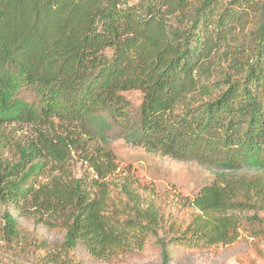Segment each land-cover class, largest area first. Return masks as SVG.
Masks as SVG:
<instances>
[{
    "label": "trees",
    "instance_id": "16d2710c",
    "mask_svg": "<svg viewBox=\"0 0 264 264\" xmlns=\"http://www.w3.org/2000/svg\"><path fill=\"white\" fill-rule=\"evenodd\" d=\"M217 1L0 0V129L52 130L63 121L85 129L105 151L88 159L96 180L51 177L34 186L32 177L73 142L38 134L37 143L13 144L11 160L0 136V203L62 217L59 248L66 257L81 243L94 260L110 261L142 252L155 239L161 264H168L172 243L231 245L241 224L234 214L264 212V175H216L192 199L178 198L179 210L188 211L183 218L166 216L130 169L118 184L107 177L115 170L103 134L108 120L126 143L149 153L222 171L264 170V0H230L239 12L214 17ZM245 7L259 13L248 60L238 63L245 73L227 78L223 88L210 82L207 61L229 35V15L238 18ZM133 90L143 95L136 122L122 95ZM3 221L10 244L19 226L8 212Z\"/></svg>",
    "mask_w": 264,
    "mask_h": 264
},
{
    "label": "rangeland",
    "instance_id": "374dc122",
    "mask_svg": "<svg viewBox=\"0 0 264 264\" xmlns=\"http://www.w3.org/2000/svg\"><path fill=\"white\" fill-rule=\"evenodd\" d=\"M127 1L130 4L137 3V0ZM192 2L196 4L200 0ZM217 2L218 10L214 11V17L225 9L236 12L240 10L239 7L231 9L233 5L229 3L230 0ZM244 9L238 18L232 15L234 12L229 15L230 18L233 17L229 23L233 25L228 30L229 35L225 42L217 44L207 61L210 82L223 88L227 86V78L240 79L245 73V67L238 63L248 60L247 44L259 20V13L252 12L247 7ZM111 52L106 50L105 54L110 56ZM122 95L130 103V118L136 122L143 95L135 90ZM20 97L28 101L33 99L29 93H21ZM191 101L193 102L192 99ZM108 122L111 126L103 134L115 167L113 173L107 176L108 181L118 184L125 174L123 172L130 169L137 180L147 187L148 193L153 194L154 200L166 216L179 212L177 215L183 218L188 211L179 210L176 206L178 198L181 196L192 199L202 187L213 184L216 175L220 173L227 177L249 179L264 175V170L245 167L235 171H222L196 162L178 161L159 153H149L141 147L126 143L118 136L119 127L112 120ZM38 134L54 143L53 135L59 134L71 140L73 144L67 141L64 157L58 162L49 160L43 174L32 177L30 182H33L34 186L47 183L51 177L61 178L65 182L80 179L91 182L98 179L88 159L105 153L101 150V142L91 138L80 126L63 121L55 120L52 130L24 124L0 129V139L4 146L3 156L13 160L12 145L30 141L37 143ZM5 212H8L19 226L18 237L10 244L4 241L2 233ZM234 216L241 224L238 239L233 244L210 248H184L172 243L169 246L168 264H264V212H236ZM62 222V217L45 211L28 207L18 209L15 205L0 203V264H161L160 248L155 244V239L142 252H132L110 261L94 260L81 243L76 245L72 255L66 257L59 248L65 234Z\"/></svg>",
    "mask_w": 264,
    "mask_h": 264
}]
</instances>
